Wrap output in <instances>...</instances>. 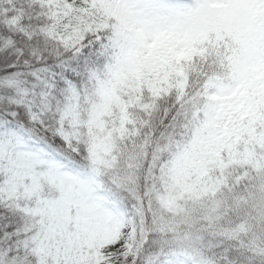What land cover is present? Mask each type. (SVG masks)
<instances>
[{
    "label": "snow or ice",
    "instance_id": "obj_1",
    "mask_svg": "<svg viewBox=\"0 0 264 264\" xmlns=\"http://www.w3.org/2000/svg\"><path fill=\"white\" fill-rule=\"evenodd\" d=\"M0 264H264V0H0Z\"/></svg>",
    "mask_w": 264,
    "mask_h": 264
}]
</instances>
